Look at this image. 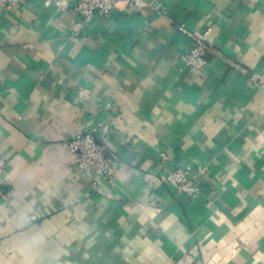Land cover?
I'll return each instance as SVG.
<instances>
[{
  "label": "crops",
  "instance_id": "0c3cea01",
  "mask_svg": "<svg viewBox=\"0 0 264 264\" xmlns=\"http://www.w3.org/2000/svg\"><path fill=\"white\" fill-rule=\"evenodd\" d=\"M141 1L0 2V264H264V0ZM100 122L112 183L68 147Z\"/></svg>",
  "mask_w": 264,
  "mask_h": 264
},
{
  "label": "built area",
  "instance_id": "2783aa9c",
  "mask_svg": "<svg viewBox=\"0 0 264 264\" xmlns=\"http://www.w3.org/2000/svg\"><path fill=\"white\" fill-rule=\"evenodd\" d=\"M18 0H0L2 4L12 5ZM72 10L78 17V27H83L90 22L96 14H108L118 4L120 0H72ZM129 1V0H127ZM136 4H142L141 0H133ZM192 39V47L184 54L185 64L191 68L204 69L208 64L206 55L208 53L207 37L208 32L192 33L184 27H180ZM252 81L255 84L264 82V71H258L254 74ZM87 89H80L79 94L82 97L87 95ZM111 131L108 123H98L95 128L84 133L77 134L68 142V147L75 157V161L82 169L84 174L97 180L102 177L109 182L114 181L116 174L115 164L112 159L105 154V145L99 140L101 134L107 135ZM165 160V154H162ZM7 161L0 155V182L6 169ZM164 180L172 186L180 195L190 198L196 197L200 193L199 182L191 176L187 167L176 166L166 168ZM36 219V216H33Z\"/></svg>",
  "mask_w": 264,
  "mask_h": 264
}]
</instances>
